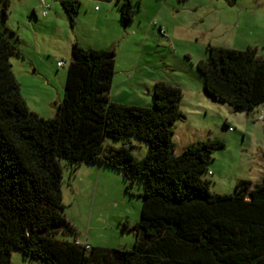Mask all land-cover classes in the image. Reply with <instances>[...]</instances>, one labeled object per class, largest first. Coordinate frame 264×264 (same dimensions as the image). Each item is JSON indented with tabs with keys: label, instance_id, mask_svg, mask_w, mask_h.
<instances>
[{
	"label": "trees",
	"instance_id": "1",
	"mask_svg": "<svg viewBox=\"0 0 264 264\" xmlns=\"http://www.w3.org/2000/svg\"><path fill=\"white\" fill-rule=\"evenodd\" d=\"M113 1V0H106ZM130 22L140 0H115ZM73 26L80 0H60ZM11 0H0V264L14 251L41 264H264V179L253 196L210 190L202 178L212 153L225 140L208 136L173 155L174 123L181 115L182 88L156 81L152 106L110 99L115 48L71 46L64 96L53 117L32 111L11 63L20 54L3 26ZM197 63L206 95L248 112L264 102V55L207 47ZM148 149L137 158L128 140ZM125 140L120 146L106 138ZM81 164L113 168L131 182L143 178L140 220L130 249L91 246L56 234H77L62 197L64 167ZM89 245V248L86 247Z\"/></svg>",
	"mask_w": 264,
	"mask_h": 264
},
{
	"label": "rangeland",
	"instance_id": "2",
	"mask_svg": "<svg viewBox=\"0 0 264 264\" xmlns=\"http://www.w3.org/2000/svg\"><path fill=\"white\" fill-rule=\"evenodd\" d=\"M80 3L72 26L60 0H11L3 26L15 32L10 37L21 53L11 56L12 69L28 107L46 118L55 115L74 41L96 49L114 47L112 98L152 106L154 84L148 89L144 82L140 85L143 80L180 86L182 113L174 123L173 155L208 136L225 140L201 177L210 180L214 193L252 197L254 184L264 179V102L248 112H235L228 103L214 100L204 92L197 63L207 57L209 44L239 50L255 46L264 55V0H140L128 23L122 21L115 0ZM58 61L65 65L59 67ZM134 68L141 82H123V70ZM128 140L133 154L142 158L146 142L135 136ZM124 141L107 137L105 143L120 146ZM131 176L100 165L65 166L64 212L77 234L56 237H89L94 246L130 249L144 189L143 178L131 182ZM10 264L41 263L14 251Z\"/></svg>",
	"mask_w": 264,
	"mask_h": 264
},
{
	"label": "crops",
	"instance_id": "3",
	"mask_svg": "<svg viewBox=\"0 0 264 264\" xmlns=\"http://www.w3.org/2000/svg\"><path fill=\"white\" fill-rule=\"evenodd\" d=\"M79 42V41H78ZM59 62V61H58ZM116 64H117V61L115 60V64H114V75H113V79H112V87H111V89H110V99L111 100H113V101H117V102H120L119 100H115V99H113L112 97V92H113V85H114V79H115V75H116ZM60 67V66H59ZM136 70H137V68H134L133 70H123L124 71V73H125V76L122 78V81L123 82H132V83H139V82H141V79L139 78V77H137L136 76ZM120 71V70H119ZM118 71V72H119ZM155 79L154 80H152V81H150L149 82V80H143L141 83H140V85L143 83L145 86H146V88H148L149 89V87L152 85V84H154L155 83ZM150 91V90H149ZM183 91V90H182ZM77 238V237H76ZM77 240L79 241V242H81V243H88L89 245H91V246H94V244L91 242V240H90V238L89 237H87L85 240H80L79 238H77Z\"/></svg>",
	"mask_w": 264,
	"mask_h": 264
},
{
	"label": "built area",
	"instance_id": "4",
	"mask_svg": "<svg viewBox=\"0 0 264 264\" xmlns=\"http://www.w3.org/2000/svg\"><path fill=\"white\" fill-rule=\"evenodd\" d=\"M64 65H65V61H59L58 62V66H64ZM261 119L264 120V116L263 115H261ZM86 247L89 248V245L86 244Z\"/></svg>",
	"mask_w": 264,
	"mask_h": 264
}]
</instances>
